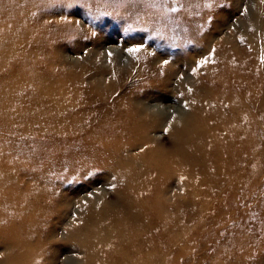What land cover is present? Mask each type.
Returning <instances> with one entry per match:
<instances>
[{
	"label": "rangeland",
	"instance_id": "1",
	"mask_svg": "<svg viewBox=\"0 0 264 264\" xmlns=\"http://www.w3.org/2000/svg\"><path fill=\"white\" fill-rule=\"evenodd\" d=\"M20 206L0 264H264V0H0Z\"/></svg>",
	"mask_w": 264,
	"mask_h": 264
},
{
	"label": "bare ground",
	"instance_id": "2",
	"mask_svg": "<svg viewBox=\"0 0 264 264\" xmlns=\"http://www.w3.org/2000/svg\"><path fill=\"white\" fill-rule=\"evenodd\" d=\"M78 80V79H77ZM66 82V81H65ZM69 82V81H68ZM69 85V84H68ZM73 91V89H72ZM202 101V100H201ZM208 107V106H206ZM198 109V108H197ZM208 110V109H207ZM202 112V110H201ZM206 113V112H205ZM210 113V112H209ZM213 116V115H212ZM208 118V117H207ZM210 118V117H209ZM211 120V119H210ZM208 121V120H207ZM209 127V126H208ZM204 129V128H203ZM206 131V130H205ZM6 179V177H4ZM7 180V179H6ZM9 200H7L8 202ZM6 202V203H7ZM13 201L10 202V204L12 203ZM24 209L23 207H19V209L17 211H15V213H13V216H10V220L9 221H1L0 220V226L3 227L4 230H6V232H10V231H14L16 230L17 232H20L23 228V223L22 225L17 228V229H12L11 226H9L10 224L12 225L14 221L18 220V219H21L23 220V217H24ZM3 208L0 210V212H2ZM9 224V225H8ZM4 238V237H3ZM19 242H22V243H18L17 240H15V244H17V251H18V254H17V257H16V261L17 263L15 262L14 264H23L25 263L29 257H30V254H31V248L30 246L27 245V242L26 241H19ZM118 248H109V250H105V247L104 248H101L100 249V252L102 253V259L106 262H112L114 261L115 263H119L123 260V257L120 259H115V255H114V251H117ZM99 252V251H98ZM112 255H113V258H112ZM126 257V262L128 261L129 262H132L131 264H136V263H139L140 261H135L137 260L136 256L134 257L133 261H130L128 260L127 256ZM135 261V262H134Z\"/></svg>",
	"mask_w": 264,
	"mask_h": 264
},
{
	"label": "snow or ice",
	"instance_id": "3",
	"mask_svg": "<svg viewBox=\"0 0 264 264\" xmlns=\"http://www.w3.org/2000/svg\"><path fill=\"white\" fill-rule=\"evenodd\" d=\"M172 11H176V9H172ZM130 51L131 52H137V51H140V49H138V48L137 49H131Z\"/></svg>",
	"mask_w": 264,
	"mask_h": 264
}]
</instances>
